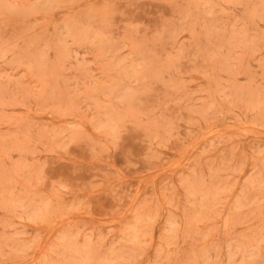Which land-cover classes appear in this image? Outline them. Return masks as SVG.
<instances>
[{
	"label": "rangeland",
	"instance_id": "obj_1",
	"mask_svg": "<svg viewBox=\"0 0 264 264\" xmlns=\"http://www.w3.org/2000/svg\"><path fill=\"white\" fill-rule=\"evenodd\" d=\"M0 264H264V0H0Z\"/></svg>",
	"mask_w": 264,
	"mask_h": 264
}]
</instances>
